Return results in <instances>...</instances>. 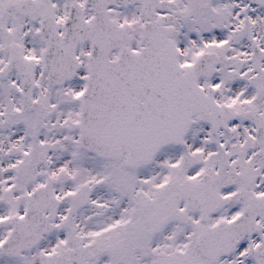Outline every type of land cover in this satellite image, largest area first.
<instances>
[{"label":"snow or ice","instance_id":"6c2138e0","mask_svg":"<svg viewBox=\"0 0 264 264\" xmlns=\"http://www.w3.org/2000/svg\"><path fill=\"white\" fill-rule=\"evenodd\" d=\"M0 264H264V0H0Z\"/></svg>","mask_w":264,"mask_h":264}]
</instances>
